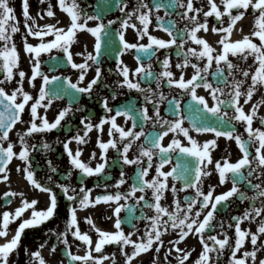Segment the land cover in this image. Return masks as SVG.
Segmentation results:
<instances>
[{"label": "flooded vegetation", "instance_id": "obj_1", "mask_svg": "<svg viewBox=\"0 0 264 264\" xmlns=\"http://www.w3.org/2000/svg\"><path fill=\"white\" fill-rule=\"evenodd\" d=\"M194 6L203 8L204 11L209 10L208 0H193ZM217 4L220 5L221 11H223V5L221 0H216ZM23 0H13L14 15L17 18L13 23H18L19 31L12 35V40L15 43L19 53V67L14 69V78L11 81H5L3 86L9 93L18 87V81L20 77L18 72L23 70L27 75L24 78V90L28 91L33 97L38 98L39 89L42 84V79L38 77L36 79L35 87L30 83V76L32 74V64L34 63V53H28L25 48L24 37L27 36V42L37 46L41 42H49L55 39V35H48L43 38V41L39 37L29 35L27 32V26L31 25L33 31L40 30L46 25L52 24L56 27L64 28L65 31L70 26V16L61 9L59 0H28L29 13L33 19L27 20L23 16L22 8ZM66 3H71V0H66ZM80 6L84 11L90 15L99 13L102 15L105 22L107 20H117V23L112 26L113 31H110L109 35L105 38L101 55L99 57V64L88 61L90 68L87 70L83 81L79 79L80 70L75 69L67 61L65 53L61 50L53 49L50 53L45 52L41 54V71L51 76H59L62 79L58 82L50 85V88L54 91L61 93L59 97L52 98L50 107H44L43 103H48L46 100L42 102V106L38 108L39 116H47L49 122H54L58 113L63 108L71 104L72 111L69 113L64 120L61 121V125L56 129L43 132H35L31 135L25 136V140L29 145H35V150L30 152L31 160V171L35 174V179L51 189L57 194L58 208L55 215L44 223L35 226L28 227L22 234L21 243L17 250L10 255V264H39L38 259L32 255V253L39 251L47 264H85L84 261H70L67 255V248L64 244V236L61 235L67 232L68 245H70L71 252L74 255L85 256L87 255L90 246L79 240L72 233L75 231V226L69 228L70 223V209L75 207L77 209V221L79 230L82 234H88L92 240V255L96 257L105 256L108 257L103 261V264H126V257L124 252L131 254L133 251V245H122L115 242L105 244L101 252H95V244L100 239L96 229L99 228L101 231H107L115 233L120 229L115 227L117 216L115 214V208L121 205L125 207L121 208L119 213V219L122 221L121 229L123 232L130 235V239L133 241L140 242L143 238L147 239L146 232L151 231L152 221L149 217L156 215L155 209L145 205L144 201L137 203V198L144 196L145 200L149 203H154V197L152 189L145 187L143 192L137 191L133 196L131 195L132 185L134 183L139 184L137 179L138 172L142 168H147L148 161L147 157H141V164H127L123 160V147L129 141L132 142V147L127 153L130 159H135L140 154V147H150L151 137L159 135L162 131L161 126L154 124L153 121H144L141 117L140 110L147 106L148 114L154 116L155 104L153 101H158L159 93L162 91L167 97L162 103H159L160 115L164 119L173 120L177 119L175 112L173 111V105L169 102L173 97L181 100L180 111L184 115L185 119L183 127L189 129V134L195 139L199 145H203L204 142L215 139L217 147L211 150L212 163L206 166V170L210 171L211 175L202 177L200 187L202 191L207 193L209 190L214 189L213 197L220 193L228 191L232 187V181L229 179L226 183L221 184L219 179L218 170L215 168L216 161H220L222 164L224 161L236 162L242 156V152L238 147L235 139H228L225 136L217 137L212 132H197L193 127V121H208L213 125L219 126L221 130L233 131V137L237 134L241 135L242 138H247L245 131V123L235 120H226L223 116H214L211 113H207L202 105L198 102L193 101L188 92L179 89L176 85H168L166 78L161 80L159 86L157 84L156 77L159 76L165 69L163 67V60L170 58V70L175 74L174 78H179L181 74L184 75L185 79H190L194 74V68L189 64L186 68L181 69L177 67L178 64L182 63L185 59L184 53L189 48L195 47L197 50L202 49V45H196L193 41L184 37L187 42L183 45V51L177 48L176 45H172L169 48H157L153 46L148 53L139 52L136 49H123V45L119 41L120 21L125 19V14L119 11L118 6L110 7L109 4L112 0H78ZM128 8L126 12H132L138 5L139 0H127ZM149 5H152V0H148ZM100 5V7H97ZM51 7L54 12V16L49 17L47 11ZM184 9L177 8L174 10L171 16L165 17V21L173 20L176 22V27L183 29L185 25L191 27V23L187 20L181 19L177 13L183 12ZM241 11H244L241 9ZM160 16L165 15V10L160 9ZM237 14V10L233 9V15ZM156 13L154 11L152 16V23L149 25V35H154L157 38L165 40L170 39L168 34L162 29H159L157 21L155 19ZM258 16V12L251 7L246 10L245 15L235 23L231 36L229 37L230 42L243 39L245 36H251V33L255 30L254 20ZM201 22L204 21L203 12L199 14ZM221 21L217 20L215 15L207 18L208 31L203 29L198 32V37L206 39L210 46H212L216 52L213 55L222 51V44L220 43L222 37L226 35L223 31H213V28L222 29L229 26L231 23L230 17L225 14ZM98 22L95 20L88 21L90 27L95 26ZM130 23H135L137 28L134 29L129 27L125 30V39L130 43L137 44H149V36L145 35L143 39L139 37L137 29L142 28L139 20L133 16ZM254 42L260 43L258 38L253 37ZM177 43H180L178 38ZM3 42L0 41V48L3 46ZM95 37L87 30L78 31L74 42L71 44L70 51L73 54V61L75 63H84L87 60V54L92 53L95 55L94 50ZM11 46V45H9ZM180 53V54H178ZM137 56L140 59H137ZM192 64H199L204 67L206 64V58L204 60H198L196 57H188ZM229 59L237 66L235 69L234 76H227L228 69L224 66L223 62L221 67H225V75L228 80L233 79L245 80L243 89H246L251 84V79L244 78L240 72V69L248 70L251 66V70L254 71L257 66L254 63V58L249 56L247 61H244L239 56L229 55ZM121 61L123 65H126L130 69L129 78L133 82L139 81L141 88H151L154 92L139 91L137 89H129L126 84H123L124 77L120 71ZM144 64L147 68L151 65V70L154 73L152 77H145L144 73L139 75L135 74V69L140 65ZM101 69V78L96 85L93 86L91 94L79 93L74 89L70 88L67 79L70 78L72 83L78 84L80 87H86L89 82L96 76V68ZM216 70L215 62L209 69L207 79L217 85L218 80L213 75ZM1 77L0 80H4L6 71L0 68ZM221 87H225L220 84ZM242 89V90H243ZM230 87H225V92H229ZM197 94L204 96L208 101L209 106H214L216 101L213 100L210 90L201 86L196 89ZM113 97H115L113 99ZM150 97L151 99H148ZM264 97V87L258 89L253 95L251 101L248 104H243L244 97H241V104L245 108L246 112H249L254 104H260L261 98ZM108 99L109 107L113 109L111 113L107 112L103 107V99ZM222 99H229L227 95L221 97ZM18 102L22 99L18 95ZM30 101L29 105L26 106L25 112L22 114L23 122H18L9 134V141H4V146L7 147L9 142L15 145L14 151L17 153L21 150V144L18 134L26 132L30 127L29 121L32 119L30 116V106L34 102ZM189 105H193L189 108ZM126 107L133 108L132 115L136 117L137 127L132 128L133 121L125 117L124 115L116 116V110L123 109ZM199 109V110H197ZM223 111H227L228 117L231 118L234 114V108L228 105L222 106ZM116 116L117 123L125 128V130H132L135 132L143 131L145 135L139 137V139H133L132 137L121 139L119 132L113 130L111 135L109 131L111 129L110 120L108 123L103 125V131H100L97 127H93L91 131L85 128L86 122H91L93 125H98L100 121L105 117ZM259 116H264V104H260L257 118L254 119L253 126L261 127V123L258 119ZM87 118V121H85ZM85 121V123H82ZM36 123H41L40 119H36ZM167 126H165L166 128ZM83 136L85 138L84 143H81L73 137ZM173 139H179L184 146H191V142L182 132H169L167 136L161 141L162 144L167 146ZM109 140L116 141V147H109L105 152L99 145L103 141L107 143ZM71 141L68 147L72 149L73 153L77 150L81 151L79 157L83 162L88 164L90 167L95 169L100 163H105V168L102 172L93 175H86L81 170L76 169L70 162V157L64 145L66 142ZM47 144L48 147L44 148L43 144ZM254 154V147L251 149ZM93 154H95L93 158ZM171 161L163 167V171H171L173 167L180 165L181 167L187 165L189 169H192L187 175L189 179H193L192 175L195 165V158L187 156L176 150L171 154ZM159 154L155 155L152 160V167L148 170V175L145 179L151 180L156 176V169L159 166ZM255 171L250 177L253 184L262 183L264 184V177L260 175L264 168H256L255 162L252 165ZM18 168L20 169L18 171ZM28 165L25 161L20 160L18 157H14L11 163L8 165V180L0 179V223H2V214L5 211L13 212L16 208L20 207L22 200L27 199L28 201L37 200L38 203L35 205V210H44L49 206L50 194L43 192L40 189L35 188L32 183L26 178L25 169ZM53 168L56 169L53 172ZM179 171V169H178ZM121 173L124 174L125 183L119 184L121 179ZM247 175V169H245ZM4 174H0L2 177ZM49 177L52 179L49 180ZM169 188L165 191L164 197L161 200L162 206L168 207L170 211L175 210L174 200L179 198L182 205H186L187 201L185 197L193 198L195 196V189L184 188V180H175L173 177L168 178ZM61 185H66L70 189H75V192L70 194L77 195L76 201L67 200L64 195ZM175 185L177 192L171 190V186ZM241 191L245 192L250 198L255 195V189L249 187L246 182L239 185ZM84 188L87 192H81L80 189ZM5 192H15L16 195L10 198H5ZM117 192L122 195H128V199H121L119 202H99L88 205L87 207H81L79 199L88 195L92 201H95L96 197L116 194ZM23 194V195H21ZM264 198H259L255 201L251 199H239L237 196L231 197L228 201L222 202L221 205L217 206V210L212 220L213 227L204 232L205 239L208 236H216L220 239L224 238L225 234L229 237V244L234 246V242L237 238L235 233L236 221L233 217L243 216L246 211H249L253 206L260 207L261 201ZM10 201V202H9ZM200 207L199 204L193 209V215L196 210ZM210 208V206H209ZM209 209H205L201 213L199 220H203ZM33 209L29 208L23 215L12 221L9 225L8 234L6 237H0V245L10 241L20 223L23 220L31 218ZM86 218H90L92 223H88ZM163 220H168L167 216L162 217ZM261 220H264V215L261 217H255L251 220H244L241 222L242 229H250L252 232H256L258 224ZM223 225V227L221 226ZM232 225V227H229ZM180 229H173L169 225L168 231L164 232L161 236L162 244L159 241H155L152 248L147 252L141 253L135 257L132 264H178L182 254L175 251L174 245L185 251H191V256L184 264H195L199 258L203 248L200 241L199 235L195 232L189 234L183 240L179 239ZM179 240L178 245L176 242ZM209 244L212 241H208ZM264 244V234H262L258 240V245ZM55 247V252L52 251ZM159 248V251L156 249ZM123 249V250H122ZM169 249H172L169 251ZM253 245L251 244L250 236L246 237L245 243L242 246L240 252L237 253L238 257H241L245 251H251ZM213 257L215 264H231V251L226 246L222 254L219 255L218 260L216 253L210 254ZM264 259V249L257 252V258L255 264H259V261ZM88 264H94L92 260L88 261ZM248 264H253L251 258L248 260Z\"/></svg>", "mask_w": 264, "mask_h": 264}, {"label": "snow or ice", "instance_id": "obj_2", "mask_svg": "<svg viewBox=\"0 0 264 264\" xmlns=\"http://www.w3.org/2000/svg\"><path fill=\"white\" fill-rule=\"evenodd\" d=\"M41 2H43V0H41ZM208 2L210 7L207 11H204L203 8L195 7L193 0H152L151 6L149 5L148 0H139L137 7L132 12L125 11V9L128 8L127 0H112V3L109 4L110 7L118 6L119 11L125 14L126 18L120 21L119 31V41L125 50L136 49L139 52L148 53L150 49H153V46H157V48H169L172 45H176L177 48L183 51V45L187 42V40L184 39L185 36H187V38L193 41L196 45H202L203 47L200 50H197L195 47L189 48L187 52L184 53L185 59L183 62L177 65V67L184 69L189 64H191L195 71L190 79L186 80L183 74H181L178 79L174 78L175 74L170 70V58H165L162 62L165 70L160 73L158 77H156L158 86L161 80L166 78V83L168 85H176V87L179 89L188 92L191 96V99L198 102L199 105H202L203 109L207 113H211L218 117L223 116L226 120L244 122L245 131L247 133L246 139L242 138L239 134L233 137V131L221 130L219 126L204 124L198 125L195 121H193V127L197 132H212L215 133L217 137L223 135L228 139L234 138L242 152L241 158H239L236 162H230L226 160L222 164L220 161H216L215 168L218 170L220 183H226L230 179L232 181V187L228 191L213 197L214 189H211L205 193L202 191L200 183L202 181V177L211 175L210 171L206 170V166L213 162L211 150L217 147L216 140L212 139L204 142L203 145H199L198 142L193 139V137L189 134V129L183 127L185 117L180 111L181 100L177 99L176 97H173L169 103L174 106L173 111L178 118L167 120L161 117L159 103H162L165 99H167L162 91L159 93L158 101H153L155 104L154 116H150L148 114L147 106L140 110L141 117L144 121H153L154 124L161 126L162 131L159 135L151 137L150 147H144L141 145L140 154L135 159H130L127 155L132 147V142L129 141L126 143L123 147V160L127 164H141L143 162L141 157H147L148 166L147 168H142L138 172L137 179L139 184L134 183L132 185L130 194L134 196L137 191L143 192L145 187L152 189L154 203H149L147 200H145L143 195L137 198V203L144 201L146 206L155 209L156 215L149 217V219L152 221V230L146 232V240L143 238L140 242L131 240V234L126 235L121 229L122 221L119 219V213L121 208L125 207L124 205H121L115 208V214L117 216L115 227L120 230L112 233L101 231L99 228H97L96 231L99 234L100 239L98 242H96L94 249L95 252H101L105 244L113 242L122 244L124 246L131 244L133 245L132 253H123L126 257V264H132V261L135 257L150 250L155 241H159L162 244L163 242L161 241V236L164 232L168 231L169 225L173 229H180V240H183L193 232L199 235L203 250L195 264H215L213 257L210 254L216 253V258L218 260L219 255L223 253L226 246L231 251V264H248L249 258H251L253 264H255L257 252L261 249H264V244L257 246L260 236L264 234V220L259 222L256 232H252L250 229L246 230L241 228L242 221L251 220L255 217H261L264 215V200L261 201L260 207L253 206L249 211H246L243 216L233 217V219L236 221L235 233L237 236L234 246L229 244V237L226 234L222 239L216 236H208L205 239L203 235L206 230L213 227L211 222L214 219L217 206L221 205L222 202L228 201L234 195L242 200L251 199L255 201L259 198H264V184H253L250 178L255 171V169L252 167L254 162L257 169L264 168V116L258 117L261 127L253 126L254 119L257 118L260 104H264V97L261 98L260 104H254L249 112H246L245 108L241 104V97H244L243 104H248L258 89L264 87V0H221L223 11H221L220 5L217 4L216 0H208ZM59 5L61 9L70 16V26L66 31L64 28L56 27L52 24L46 25L40 30L33 31V27L28 25L27 32L29 35L39 37L41 41H43V38L48 35H55V39L46 43L41 42L37 46H34L33 44L27 42V36L24 37L26 51L30 54L34 53L32 74L29 78L30 83H32V86L35 87L34 82L36 79L38 77L42 79L38 98H35L34 100V97L28 91L24 90V78L27 74L23 70L18 72L20 80L17 83L19 86L12 90L11 93H9L3 86H0V174H4L2 177H0V179L8 180V165L11 163L14 157H18L20 160L27 163L28 168L25 169L26 178L32 183V185L35 188L50 194L49 206L44 210H35V205L38 203L37 200L28 201L27 199H24L22 200L21 206L16 208L14 213L5 211L2 214V223H0V237H6L10 223L20 218L29 208L33 209L31 218L25 219L22 221V223H20L14 237L5 244L0 245V264H10V255L18 249L21 243L22 234L26 228L38 226L49 220L55 215L58 208L57 194L51 189V187L39 183L35 179L34 172L30 170V152L35 150L36 146L29 145L25 140V136L31 135L32 133L56 129L61 125V121L64 120V118L72 111L70 104L59 111L54 122H49L46 115L42 117L39 116L38 108L42 106V102L48 100L49 102L43 103V106L46 108L50 107L51 99L61 95V93L52 90L50 85L62 79L59 76L49 77L41 71V54L45 52L50 53L53 49L63 51L67 61L71 64V66L80 70L79 79L83 81L87 70L90 68L88 61H93L99 64V57L105 43V38L109 35L110 31H113L112 26L117 23V20L112 19L105 22L102 15L99 13L95 15L86 13L78 3V0H71L70 4L66 3V0H59ZM97 7H100V5H97ZM250 7L258 12V16H256L254 20L255 30L251 33V36H245L241 40L230 42L229 37L231 36L233 26L245 15L246 10H248ZM22 8L23 16L26 18L25 23L27 24V20L33 19L29 13L28 0H23ZM177 8L184 9L183 12L177 14L180 15L181 19L189 21L192 25L191 27L185 25L183 29H179L176 27L175 21H165V17L171 16L174 10ZM160 9L165 10V15L163 17L158 14ZM233 9L237 10L236 15H233ZM241 9L244 11H241ZM154 11L156 13V26L166 32L170 39L165 40L162 38H157L154 35H149V25L152 23ZM201 12H203V16L205 18L203 22H201L199 19V14ZM13 13L14 9L9 5V0H0V41H4L2 48H0V68L6 71V76L4 80H0V85H3L5 81H11L14 78L13 70L19 67V53L15 43L12 40V35L19 31V26L18 23H12L10 25V21L17 20ZM213 14L217 20L221 21V23L223 22L221 18L225 14H227L231 20V23L226 28H213V31H223L226 33V35L222 37L220 41L222 44V51L216 55H213L216 50L210 46L208 41L198 37L197 35L201 29L208 31L207 18L213 16ZM47 15L49 17L54 16V12L52 11L51 7L48 9ZM133 16H135L142 25V28L137 29L139 37L143 39L145 35H148L151 43H130L125 39V30H127L129 27L134 29L137 28L135 23H130ZM92 20H95L98 23L95 26L90 27L88 21ZM84 30H87L95 37V55L88 53L87 60L84 63H75L73 61V54L70 51V47L74 42L77 32ZM253 37L258 38L260 43L258 44L254 42ZM178 38L180 39L179 44L177 43ZM230 54L233 56H239L244 61H247L249 56L254 58V63L257 65L254 71L251 70V66H249L248 70L240 69V72L244 78L247 79L250 77L251 79V84L246 89H243L245 80L233 79L229 81L227 78V76H234L235 69L237 67L232 62V60L229 59ZM188 57H196L198 60H204L206 58V64L204 67H201L199 64H192ZM137 59L139 60L140 57L137 56ZM214 62L216 65V70L213 75L218 80L216 86H214L213 83L209 82L207 79L208 71ZM222 62L228 69L227 76L225 75V67H221ZM121 65H123V61H121ZM120 71L124 77L123 84H126L129 89L153 92L155 95V92L151 88L143 89L141 88L139 81L133 82V80L129 78L130 69L126 65H123ZM140 73H144L145 77L154 76V73L151 70V65L146 68L142 63L135 69V74L139 75ZM100 78L101 69L97 67L95 78H93L86 87H80L78 84L72 83L70 78L66 79L69 87L74 89L76 92L91 94L93 86L98 83ZM220 84H223L225 87H230L231 90L226 93L225 87H221ZM201 86L210 90L213 100L216 101L214 106H209L205 97L197 94L196 89L200 88ZM18 95L22 97L19 102L17 99ZM224 95H227L229 99H222L221 97ZM114 98L115 97H113V99ZM147 98L151 99L150 97ZM33 100L34 102L30 106V116L32 118L29 121L30 127L26 130V132L18 134L21 150L17 153L14 151L15 145L13 143L9 142L7 147H5L3 142L9 141V134L12 129L18 122H23L22 114L25 112V108L27 105H29V102ZM102 103L107 112L111 113L113 111V109L109 107L107 98H104ZM223 105H228L234 108V114L231 118L228 117L227 111H223ZM192 107L193 105H189V108ZM132 112L133 108L126 107L116 110V116L124 115L128 119L132 120V128L135 129L137 127V122L136 117L132 115ZM116 116H112L110 118L105 117L98 125H93L91 122L85 123L87 118H85V121H82V123H85V128L88 131H91L94 126L100 131H103V125L108 123L110 120L111 129L109 134L111 135L112 131L115 130L119 132L122 140L127 137L139 139L140 136L145 135L143 131L135 132L132 130H125V128L121 127L117 123ZM36 119L41 120L39 125L36 123ZM165 126L167 127L165 128ZM169 132H182L183 135L191 142V146H184L179 139H173L171 143L165 146L161 143V141L165 136L168 135ZM73 139L81 143L86 142L85 138L79 135L73 137ZM69 143H71V141L66 142L64 147L68 152L71 164L76 169L81 170L84 174L89 176L98 174L104 170L106 166L105 163H100L95 169H93L88 164L83 162L79 158L81 156V151L77 150L75 153H73L72 149L68 147ZM99 146L106 152L110 146L116 147V141L109 140L107 143L101 141ZM43 147L47 148L48 145L45 143L43 144ZM253 147L254 154L251 151ZM176 150H179V152L182 154L195 158L193 179L188 178L187 174L192 171V169H189L187 165L183 167L177 165L173 167L171 171L162 170L165 164L170 163V154ZM157 153L159 154L160 163L156 169V176L151 180L145 179V177L148 175V170L152 167L153 157L157 155ZM94 156L95 154H93V158ZM245 169H247V175L245 174ZM19 170L20 169L18 168V171ZM55 171L56 169L53 168V172ZM260 175L264 177V171H261ZM169 177H173L175 180L183 179L185 189H195V196L193 198L185 197V200L187 201L186 205H182L179 198L174 200V211H170L168 207L162 206L161 204L164 193L169 188ZM51 179L52 178L49 177V180ZM125 182L124 174L121 173L119 184H124ZM243 182H246L249 187L255 189V195L249 198L245 192L241 191L239 185ZM60 187L67 200H77V195L70 194V192H75V189H70L66 185H61ZM171 190L174 193L178 191L175 185L171 186ZM80 191L87 192V190L84 188H81ZM15 195V192L4 193L5 198H10ZM122 198L126 200L128 199V195H122L121 193L117 192L114 195L109 194L98 196L96 197L95 201H92L88 195H85L83 198L79 199V204L81 207H87L90 204L99 203L101 201L119 202ZM197 204H199L200 207L193 215V209ZM205 209L209 210L201 221L199 220V217ZM70 216L71 219L68 227L72 228L75 226V231H73L72 234L90 246L87 255H74L71 252L70 245H68L67 232L62 233L61 235L64 236L63 242L66 246H68L67 255L70 258V261H84L85 264H88V261L92 260L94 264H103V261L108 257H96L92 255L91 237L86 233L82 234L79 230L77 209L75 207L70 209ZM163 216H167L168 220H163ZM86 220L88 223H92L90 218H86ZM221 226L223 227V225ZM229 227H232V225H229ZM249 236L251 244L253 245V249L251 251H245L241 257H238L237 253L240 252L242 246L245 243L246 237ZM208 241H212V243L209 244ZM178 243L179 240L176 242V244L178 245ZM174 247L177 253L182 254L178 264H184V262L187 261L191 256V251H185L176 245H174ZM171 250L172 249H169V251ZM52 251L55 252V247H53ZM156 251H159V248H157ZM32 255L38 259L39 264H47V261L39 251L32 253ZM259 264H264V259H261Z\"/></svg>", "mask_w": 264, "mask_h": 264}, {"label": "rangeland", "instance_id": "obj_3", "mask_svg": "<svg viewBox=\"0 0 264 264\" xmlns=\"http://www.w3.org/2000/svg\"><path fill=\"white\" fill-rule=\"evenodd\" d=\"M9 5L11 6V7H13V0H9ZM13 15H14V13H13ZM13 23V21H10V25ZM3 43H4V41H2Z\"/></svg>", "mask_w": 264, "mask_h": 264}]
</instances>
